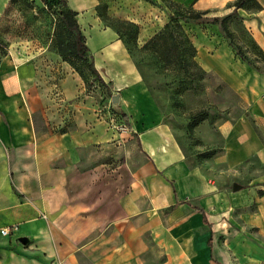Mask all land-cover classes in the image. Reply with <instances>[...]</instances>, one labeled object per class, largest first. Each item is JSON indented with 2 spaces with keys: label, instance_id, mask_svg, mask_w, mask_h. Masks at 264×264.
I'll return each instance as SVG.
<instances>
[{
  "label": "crops",
  "instance_id": "1",
  "mask_svg": "<svg viewBox=\"0 0 264 264\" xmlns=\"http://www.w3.org/2000/svg\"><path fill=\"white\" fill-rule=\"evenodd\" d=\"M234 1L192 4L218 16L235 9ZM258 1L259 9L237 11L264 53V0ZM89 3L69 0L77 11ZM9 4L0 0V20ZM53 54L39 52L1 80L3 112L15 109L17 121L0 123V139L14 148L13 186L22 198L0 207V229L18 225L13 239L0 232V264H45L43 258L50 264H149L148 236L162 249V264H264V171L249 182L233 172L254 156L264 164V92L250 100L243 94L248 103L242 112L220 125L224 145L214 160L235 178L219 184L190 164L172 133L154 130L159 110L127 59V69L107 71L114 83L122 82L113 95L119 93V109L141 137V153L122 167L106 160L120 154L122 141L105 138L104 115L83 78ZM211 66L233 81L220 51ZM15 96L23 98L22 107L10 104ZM36 112L38 122L30 118ZM235 182L242 187L233 189Z\"/></svg>",
  "mask_w": 264,
  "mask_h": 264
},
{
  "label": "rangeland",
  "instance_id": "2",
  "mask_svg": "<svg viewBox=\"0 0 264 264\" xmlns=\"http://www.w3.org/2000/svg\"><path fill=\"white\" fill-rule=\"evenodd\" d=\"M191 6L192 0H90L87 6L78 8V21L88 45L90 44V58L105 79V83H101L84 65L89 82V85L85 83V88L92 95L91 99L99 112L104 115L105 120H102L101 126L106 133L105 138L111 141V138L118 137L122 141L120 154L115 158L107 154V162L112 164L116 161V164L119 162L125 167L130 157L141 153V137L134 136L125 123L119 109L120 104L112 103V95L121 87L122 82L114 83L112 74L109 73L113 69H127L129 60L141 74L159 110L160 118L154 130L160 133L162 129H166L172 133L190 164H199L208 176L216 178L219 184H224L235 177L224 163L214 160L215 154L222 151L224 145L220 125L242 112L245 103H248L243 94L250 100L264 92V54L251 39L243 16L237 9L231 8L218 15L220 19L227 18V26L232 32L230 38L220 21L212 22L214 14L206 13L201 20L187 19L180 15L186 13ZM45 7V0L10 2L0 21L1 38L5 44L3 48L0 43V84L3 78L14 72L17 63H30V59L39 52L44 51L50 57L56 53L59 55L58 59L63 60L56 51L54 36L57 14ZM174 16L197 50V64L190 63L188 69L174 61H167L166 57H171L174 53L163 52L162 46L160 50L144 47L149 38L163 29ZM119 21L134 22L138 26L137 34L133 36L130 28ZM117 29L124 32L122 38ZM127 39L130 41L127 42ZM116 41H121L123 47L115 45ZM4 50L7 55H3ZM217 51L221 52L224 60L231 66L234 76L231 82L224 80L211 66ZM77 62L81 64L80 61ZM162 62L167 63L165 69H159ZM69 67L76 71L73 66ZM124 73L115 79H124ZM1 92L0 86V123L9 125V121H17L13 119L15 109L8 115L9 119L3 112V108H7L4 107V94ZM10 102L15 107L24 105L23 98L16 96ZM30 118L37 122L41 120L39 112ZM66 119L67 114L64 115V120ZM117 132H122V136H118ZM13 149L0 139V207L22 198L13 186ZM262 171L264 164L254 156L233 172L236 173V178L249 182ZM17 229L18 225L15 224L9 234L11 239ZM18 241L21 245L22 242ZM147 242L148 252L145 258L148 263L162 264L165 257L162 249L154 243L151 236L147 237ZM42 261L50 264L48 258H43ZM82 262L86 264L85 259Z\"/></svg>",
  "mask_w": 264,
  "mask_h": 264
},
{
  "label": "trees",
  "instance_id": "3",
  "mask_svg": "<svg viewBox=\"0 0 264 264\" xmlns=\"http://www.w3.org/2000/svg\"><path fill=\"white\" fill-rule=\"evenodd\" d=\"M16 1L17 0H10V2ZM45 3L46 10L51 12L55 11L57 14L54 30L57 53L61 55L63 60L67 61L71 66L74 67V69L81 75L86 85H89V82L84 65L88 68L89 72L95 76V78H97L101 83H105L103 75L101 74L98 67L95 65L94 60L90 58V48L87 43L86 36L78 21V11L73 9L69 5L68 0H45ZM231 5L235 7V10L237 8L249 7L251 8L250 10H256L261 8V4L258 0H235ZM207 12V10L201 11L195 9L192 4V6L187 9L186 13H180V15L187 19L201 20L204 18V15ZM219 21L221 22L222 28L225 31L226 35L232 38V32L227 26V18L224 17L220 19L219 16H215L212 19V22L214 23ZM119 23L127 25L130 28L131 34L133 36L137 34L138 26L134 22L119 21ZM117 32L120 38H122L124 32H121L120 29H117ZM250 36L253 42L259 47V45L253 39L251 34ZM129 41L130 40L127 39V42ZM231 42L233 43L232 39ZM0 43L4 48L5 44L1 38V33ZM160 46H162L163 52H166L168 54L174 53L173 56L166 57L167 61L169 62L174 61L178 65L184 66L185 69H188V65L190 63L197 64V60L195 58L197 52L196 47L194 43L190 40V38L185 34L181 23L178 22L175 16L171 18L170 22L165 24L163 29L155 33L144 44V47H151L153 49L158 50H160ZM238 52L240 54L239 49ZM2 53L3 55H7V52L5 50L2 51ZM77 61H80L81 64H79ZM166 67V62H162L159 65V69H165ZM121 115L128 127H131L129 115L124 111L121 112ZM260 193L263 194L264 191L261 190ZM195 207L201 212H203L204 220L205 222H208L205 210L198 206Z\"/></svg>",
  "mask_w": 264,
  "mask_h": 264
},
{
  "label": "water",
  "instance_id": "4",
  "mask_svg": "<svg viewBox=\"0 0 264 264\" xmlns=\"http://www.w3.org/2000/svg\"><path fill=\"white\" fill-rule=\"evenodd\" d=\"M119 101H120V95H119V93L113 95V97H112V103H113L114 105H116V104L119 103ZM241 187H242V185L239 184V183H237V182H235V183L233 184V189H235V190L238 189V188H241Z\"/></svg>",
  "mask_w": 264,
  "mask_h": 264
},
{
  "label": "built area",
  "instance_id": "5",
  "mask_svg": "<svg viewBox=\"0 0 264 264\" xmlns=\"http://www.w3.org/2000/svg\"><path fill=\"white\" fill-rule=\"evenodd\" d=\"M123 127V126H122ZM14 225H11V226H8V227H3V228H1L0 229V232H1V234H3V235H8V234H10L11 232H12V227H13Z\"/></svg>",
  "mask_w": 264,
  "mask_h": 264
},
{
  "label": "bare ground",
  "instance_id": "6",
  "mask_svg": "<svg viewBox=\"0 0 264 264\" xmlns=\"http://www.w3.org/2000/svg\"><path fill=\"white\" fill-rule=\"evenodd\" d=\"M75 2V1H74ZM88 43V42H87Z\"/></svg>",
  "mask_w": 264,
  "mask_h": 264
}]
</instances>
